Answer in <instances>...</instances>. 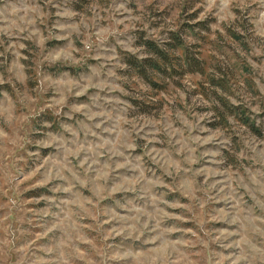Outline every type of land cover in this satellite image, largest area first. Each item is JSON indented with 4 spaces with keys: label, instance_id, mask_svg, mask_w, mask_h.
Returning a JSON list of instances; mask_svg holds the SVG:
<instances>
[{
    "label": "rangeland",
    "instance_id": "1",
    "mask_svg": "<svg viewBox=\"0 0 264 264\" xmlns=\"http://www.w3.org/2000/svg\"><path fill=\"white\" fill-rule=\"evenodd\" d=\"M0 264H264V0H0Z\"/></svg>",
    "mask_w": 264,
    "mask_h": 264
},
{
    "label": "trees",
    "instance_id": "2",
    "mask_svg": "<svg viewBox=\"0 0 264 264\" xmlns=\"http://www.w3.org/2000/svg\"><path fill=\"white\" fill-rule=\"evenodd\" d=\"M170 38H172V42L165 44L164 47L155 40L145 39L140 35V46L144 47L145 52H148L149 55L139 57L138 55L129 54V57L125 59V63L152 86H156L157 83L155 76L160 75L168 68L173 71L184 65L187 66V72L203 74L204 63L200 60L199 55L194 54L184 46L185 40L179 34L172 33ZM179 50L182 52L181 55L176 54ZM225 104L223 107L225 113L236 114L235 105L228 102Z\"/></svg>",
    "mask_w": 264,
    "mask_h": 264
}]
</instances>
